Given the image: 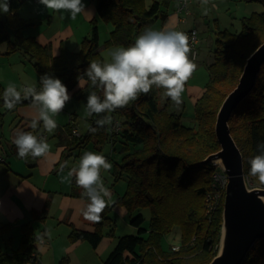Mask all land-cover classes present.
<instances>
[{
	"label": "trees",
	"instance_id": "16d2710c",
	"mask_svg": "<svg viewBox=\"0 0 264 264\" xmlns=\"http://www.w3.org/2000/svg\"><path fill=\"white\" fill-rule=\"evenodd\" d=\"M93 1L97 16L91 20L89 36L82 38L78 50L61 44L59 53L54 55L49 44L42 45L34 36L23 33L29 24L19 14L24 0H8L9 12H0V44L5 43L4 52L20 51L32 62L39 78L48 73L60 79L68 90H74L77 77L83 76L91 61L105 62L98 50L97 18L111 24L105 45L127 47L161 14L158 1L148 6L145 0ZM245 1L260 2L263 10L241 16L239 31L224 28L215 32L212 60L207 64L208 80L193 104L194 125L184 124L181 113L169 110L171 99H162L163 89L153 87L147 95L141 94L126 107L112 112L123 120L120 125L113 121L109 132L104 126L93 134L88 129L86 134L66 140L62 159L84 145L91 135L99 145L120 141L121 157L113 163L111 171L114 179L126 177L124 192L108 204L100 222L92 223L91 231L72 228L68 234L70 241L85 240L96 247L105 235H113L112 207H125L136 232L118 236L101 264H205L216 254L224 196L213 211L206 212L204 194L209 189L214 166L202 160L219 149L214 130L217 111L236 85L246 58L264 41V0ZM83 78L87 80L86 76ZM39 87L40 84L37 89ZM91 89L101 94L99 89ZM4 90L0 82V105L8 110L4 107ZM24 104H32L31 99L22 98L15 108ZM3 115L4 111L0 110V126ZM95 122L96 119L91 127H97ZM66 126L70 133L69 123ZM229 126L242 151L248 182L264 187L250 174L248 164L249 158L259 154L257 145L264 143V62L254 87L233 110ZM72 181V194L87 201L83 189H79L74 178ZM48 204L49 199L37 215L43 217ZM141 208L149 210L146 227L142 226L145 217L139 211ZM174 226L180 229L177 249L163 242L165 234ZM9 227V223L0 225V233ZM20 230L17 248L10 253H0V264H29L35 260L37 237L30 223H22ZM59 264H68V259H60ZM242 264H264V238L253 244Z\"/></svg>",
	"mask_w": 264,
	"mask_h": 264
},
{
	"label": "crops",
	"instance_id": "0c3cea01",
	"mask_svg": "<svg viewBox=\"0 0 264 264\" xmlns=\"http://www.w3.org/2000/svg\"><path fill=\"white\" fill-rule=\"evenodd\" d=\"M153 1H158L161 5V14L156 19L161 20L160 29L164 27L175 30L197 29L199 34V55L200 42L202 40L201 31L206 26L205 19H199L196 15L197 9L203 5L201 0H193L189 13L184 15L183 19H180L175 12L177 0H145V3L148 6ZM221 1H217L219 5H223L224 2L223 0ZM82 3L85 4V11L89 13H81L73 20L67 13L46 10L36 0H29L27 3L23 2L19 9V14L29 21V24L23 29V33L34 36L42 45L49 44L54 55L59 53L61 44H64L70 50L73 49L72 46L78 45L83 37L89 36L91 20L97 16L92 0H82ZM219 5H215L216 9ZM223 23H227V19L225 20L224 18ZM224 28L226 27H220L218 22H215V32ZM98 50L102 51L100 43ZM23 57L26 58L21 54L20 58ZM38 85L39 81L36 87ZM75 89L68 91L71 94L76 91ZM189 90H193V87L190 86ZM21 94L23 95V92ZM171 103L174 102L171 101ZM180 106H172V109L177 108L175 111L181 113L183 117V111ZM6 112L11 116V120L8 124V132L0 130V157L2 158L0 159V225L9 223L10 227L0 233V253H10L17 248L21 238L20 225L24 222H29L34 235L37 237L34 242L35 260L29 264H59L60 259L64 257L68 259V264H101L116 243L115 229L113 230V235H105L96 247H92L85 240L70 241L68 238L72 228L89 231L93 229V222L86 220L81 211L87 201L81 196L72 194L73 178L63 183L60 180V177L66 176L69 169L75 165L73 161L62 159L66 140L71 138L69 129L66 126L71 117H69L62 128L65 134L59 139H55L54 144L52 141L48 142L50 151L46 157L33 158L28 156L27 158H20L17 155L15 145L12 143L14 131L23 129L32 131L37 137H44L46 130L42 121L38 123L36 129L30 127L31 120L36 114L32 104L20 105L12 110H6ZM55 121L57 127L54 132L57 136L60 124L58 120L55 119ZM5 133L7 134L5 135ZM73 154L76 157L80 154V151H74ZM65 164L67 166L61 171L60 166ZM112 178L114 179L113 175L107 174L104 178L105 183L107 184ZM122 178L126 186V177L122 176ZM122 187H124V184ZM107 188L111 193V199L108 203L110 204L114 201L113 195L119 189L114 186ZM79 189L81 190V188ZM121 191L120 188L116 198L123 193ZM47 199H49L47 212L43 217H40L37 213L43 209ZM123 208L125 210L123 211V216L128 215L126 208ZM127 230L132 231L129 227ZM164 238L169 244L179 245V227H172Z\"/></svg>",
	"mask_w": 264,
	"mask_h": 264
},
{
	"label": "clouds",
	"instance_id": "9594fccd",
	"mask_svg": "<svg viewBox=\"0 0 264 264\" xmlns=\"http://www.w3.org/2000/svg\"><path fill=\"white\" fill-rule=\"evenodd\" d=\"M201 2L207 4L208 0ZM38 3L46 10L67 13L73 20L81 13H89L85 11L82 0H38ZM0 12H9L8 0H0ZM189 53V37L185 32L168 27L160 30L146 27L132 44L114 47L108 52V61H91L83 76L77 77L80 86L90 82L91 87L99 89L101 93L98 95L93 90L86 96L87 115L111 113L126 107L141 94L147 95L153 87L163 89L162 99L170 98L175 105H181L185 84L196 69ZM84 76L87 80H84ZM39 84V89L35 84H26L23 97L15 85L9 84L3 92L4 107L12 110L22 98L31 99L36 114L30 127L36 129L42 121L44 129L52 133L57 127L54 117L62 112L71 95L60 79L48 73L40 76ZM95 123L97 127L89 126L91 133L110 125L112 117L106 115ZM12 143L20 158L46 157L50 151L45 138L23 129L14 131ZM257 148L259 154L249 158L248 164L250 174L264 184V143L258 144ZM66 166L62 165L61 171ZM111 168L104 155L85 151L78 164L73 165L66 176L60 177L61 183L74 178L76 185L83 189L87 202L81 211L86 220L100 222L101 214L108 206L111 193L102 181L101 171H110Z\"/></svg>",
	"mask_w": 264,
	"mask_h": 264
},
{
	"label": "rangeland",
	"instance_id": "374dc122",
	"mask_svg": "<svg viewBox=\"0 0 264 264\" xmlns=\"http://www.w3.org/2000/svg\"><path fill=\"white\" fill-rule=\"evenodd\" d=\"M93 1V0H92ZM222 2L221 0H208L207 4L201 5V8L197 9V17L199 19H205V28L201 31L202 40L200 42V53L198 58L193 62L196 64V69L190 79L185 84V91L182 94V104L181 110L183 111V117L181 121L189 126L194 125V119L192 116L193 113V104L195 97L200 94V90L205 86L208 80V69L207 64L212 60V50L215 40V22H218L220 27H226L231 31H239L241 28L240 18L243 15H249L252 12H260L263 10L262 3L258 1H245V0H223V5H219L218 2ZM29 2V0H24V3ZM94 2V1H93ZM219 5L216 9L215 5ZM25 7V6H24ZM217 11H216V10ZM97 15V14H96ZM227 19V23H223ZM99 21V22H98ZM160 23L161 20H156L155 23L152 24L151 28L155 30H160ZM97 25L99 30V43L100 46L102 45V51H100L104 61H108L110 57L108 56V52L113 49L115 46L113 45H105L104 41L108 38L111 24L107 21H104L100 18H97ZM211 28V29H209ZM199 29V27H198ZM82 40V39H81ZM81 41L78 45L72 46L73 49L71 50H78L80 48ZM5 43L0 44V82L6 88L9 84H13L16 86L18 91L23 92L24 84H37L39 81V75L35 68L32 65V62L28 58H20L21 52L20 51H13L11 53H5L4 49ZM192 86L193 90H189V87ZM76 92L71 93V99L66 104L65 108L59 113L55 119L59 122V133L56 136L55 132L49 133L45 131V136L43 138L46 139V142L52 141L53 144L55 139H59L62 137L65 132L62 129L64 124L68 121L69 117L74 118L75 126L77 127L78 131L81 135H84L88 132L89 126H91L94 122V119L98 120L103 118L106 115H110L112 117V122L117 121L116 123L120 125L122 122V117L118 114L112 115L111 113H101L99 115L93 114L92 116H88L86 112V96L90 91H93L90 87V83H84L82 86L79 83L76 86ZM190 91V92H189ZM200 91V92H199ZM198 94V95H197ZM162 103V101L160 100ZM172 106L176 107L174 103H171L169 110L176 112L177 108L174 110ZM0 110L4 111L2 127L3 132H8V124L10 123L11 116H9L8 112L0 105ZM117 124H113L114 127H117ZM106 131L111 130V124L105 125ZM7 133H5L6 135ZM93 134V133H92ZM120 141H107L102 145H99L95 141V136L91 135L88 137L87 141L84 145L75 148L73 151H80V154L75 157L74 154L67 156V159L73 161L75 164H78L79 158L85 151H94L98 154L104 155L108 160V162L113 165L114 162H118L121 157L120 151ZM66 158V157H65ZM219 162H213L214 167H219ZM113 175L112 171H101V178L105 185V187L114 186L115 188L119 189L117 193L123 192L125 187V181L122 176L118 179H113L108 181L107 184L104 181V178L107 174ZM114 177V176H113ZM253 184L252 182H249ZM124 184V187H122ZM113 195V200L115 201L116 194ZM113 201V202H114ZM112 202V203H113ZM110 203V205L112 204ZM113 206L112 208H114ZM124 208L120 205H117L113 210L110 212V216L114 220L116 224L114 226L115 229V236L118 237L122 234L128 233H135L136 229L133 228V225L130 224L128 221V215L123 216ZM144 215V220L142 222V226H148L149 222V210L147 208H141L139 210ZM128 227L132 229V231H128ZM132 227V228H131ZM164 244L166 246L175 245L173 243H168L167 240L164 238ZM177 245V244H176ZM219 247V242H218ZM217 247V249H218Z\"/></svg>",
	"mask_w": 264,
	"mask_h": 264
},
{
	"label": "water",
	"instance_id": "95a60500",
	"mask_svg": "<svg viewBox=\"0 0 264 264\" xmlns=\"http://www.w3.org/2000/svg\"><path fill=\"white\" fill-rule=\"evenodd\" d=\"M263 62L264 41L246 58L236 85L217 111L214 130L219 149L202 160V163L219 162L228 176L219 247L205 264H242L253 244L264 238V187L248 182L242 151L229 126L233 110L254 87Z\"/></svg>",
	"mask_w": 264,
	"mask_h": 264
},
{
	"label": "built area",
	"instance_id": "2783aa9c",
	"mask_svg": "<svg viewBox=\"0 0 264 264\" xmlns=\"http://www.w3.org/2000/svg\"><path fill=\"white\" fill-rule=\"evenodd\" d=\"M38 1V0H36ZM193 0H177V4L175 7V12L177 13L180 19H183V16L188 14L190 11V5ZM179 31L185 32L189 37V47L190 53L189 58L194 61L198 57L199 52V34L196 28L189 29H179ZM70 125V136H79L80 132L75 126V122L70 118L68 121ZM0 159H2L0 157ZM219 166V165H218ZM228 181V176L224 169L219 167H214L211 172V181L209 185V189L204 194V203L206 212L213 211L218 205L219 201L222 199L225 193L226 184ZM172 249H177L178 245H172Z\"/></svg>",
	"mask_w": 264,
	"mask_h": 264
}]
</instances>
